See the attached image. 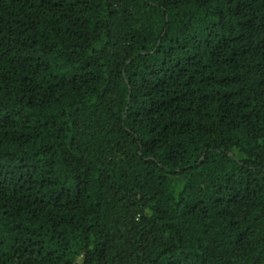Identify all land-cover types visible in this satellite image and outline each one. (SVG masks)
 <instances>
[{
  "label": "trees",
  "instance_id": "16d2710c",
  "mask_svg": "<svg viewBox=\"0 0 264 264\" xmlns=\"http://www.w3.org/2000/svg\"><path fill=\"white\" fill-rule=\"evenodd\" d=\"M0 264H264V0H0Z\"/></svg>",
  "mask_w": 264,
  "mask_h": 264
}]
</instances>
